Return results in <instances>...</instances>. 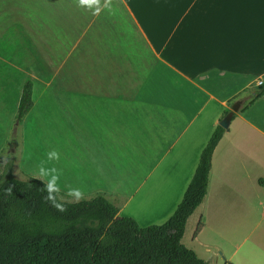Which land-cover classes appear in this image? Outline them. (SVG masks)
<instances>
[{
    "label": "crops",
    "instance_id": "1",
    "mask_svg": "<svg viewBox=\"0 0 264 264\" xmlns=\"http://www.w3.org/2000/svg\"><path fill=\"white\" fill-rule=\"evenodd\" d=\"M75 1L78 54L81 49L82 56L90 59L86 58V64L91 65V77L100 83L89 94L103 99L82 110L81 119L89 126L113 123L119 119L117 112L145 104V114L157 119L161 136L176 133L180 138L207 112L193 131L185 164L180 171L167 174L165 188L170 191L146 196L140 203L138 212L148 215L138 226L161 225L180 203L202 150L232 102H241L239 96L245 93L254 97L258 83L264 85V0ZM128 25L135 32L120 40V30ZM130 63L146 82L147 103L120 102L117 96L122 94L101 84L115 81L119 66L124 70ZM240 110L233 114L213 152L207 193L187 220L181 240L206 264H264V94ZM74 118L80 122L79 116ZM111 134L115 137V131ZM89 171L68 177L75 184H88L87 198L100 195L112 203L113 193L97 189L91 179L87 183L82 179L95 176L101 182L105 173L100 168ZM152 174L146 173L140 190ZM199 223L202 226L194 235Z\"/></svg>",
    "mask_w": 264,
    "mask_h": 264
},
{
    "label": "rangeland",
    "instance_id": "2",
    "mask_svg": "<svg viewBox=\"0 0 264 264\" xmlns=\"http://www.w3.org/2000/svg\"><path fill=\"white\" fill-rule=\"evenodd\" d=\"M75 3V0H0V176L11 164V173L17 180L34 178L52 184L61 201L73 203L89 200L91 197L86 196L91 190L88 184H75L68 175L74 177L79 172L100 168L105 173L101 182L95 176L84 175L83 181L91 179L97 189L113 193L112 204L121 210V217L136 214L137 220H133L143 225L148 214L138 212L141 201L157 192L170 191L165 188L169 184L167 174L180 171L185 164L193 134L207 112L180 138L174 136L176 133L161 136L157 119L147 118L145 104L137 108L127 105L130 112H117L119 119L111 125L104 122L89 126L81 119L85 113L82 110L87 104L103 99L89 94L100 83L92 79L91 65L86 64L89 58L82 56L83 50L78 54ZM113 3L118 7V3ZM120 31L118 38L123 40L135 29L128 25V29ZM137 69L132 63L124 70L119 66L115 81L105 80L101 84L122 94L117 96L120 102L132 106L147 103L149 96L143 95L146 82L135 72ZM26 80L33 83V107L21 122H16ZM251 98V94L245 93L239 96L241 102L233 101L231 106L238 103L239 111ZM111 131H115V137ZM152 171L140 190V182ZM136 188L133 200L124 208V202Z\"/></svg>",
    "mask_w": 264,
    "mask_h": 264
},
{
    "label": "trees",
    "instance_id": "3",
    "mask_svg": "<svg viewBox=\"0 0 264 264\" xmlns=\"http://www.w3.org/2000/svg\"><path fill=\"white\" fill-rule=\"evenodd\" d=\"M263 94L264 85H259L240 112ZM32 107L33 83L26 80L15 121L21 122ZM224 132L215 128L170 218L146 228L120 217L119 209L100 195L69 203L55 190L50 200L46 183L17 180L8 164L0 176V264H206L181 240L207 193L213 152Z\"/></svg>",
    "mask_w": 264,
    "mask_h": 264
},
{
    "label": "water",
    "instance_id": "4",
    "mask_svg": "<svg viewBox=\"0 0 264 264\" xmlns=\"http://www.w3.org/2000/svg\"><path fill=\"white\" fill-rule=\"evenodd\" d=\"M238 108H239L238 103H235L231 106L230 112L219 122V126L221 128H223L224 130L228 129L231 119L233 117V114L238 111Z\"/></svg>",
    "mask_w": 264,
    "mask_h": 264
},
{
    "label": "clouds",
    "instance_id": "5",
    "mask_svg": "<svg viewBox=\"0 0 264 264\" xmlns=\"http://www.w3.org/2000/svg\"><path fill=\"white\" fill-rule=\"evenodd\" d=\"M47 191L49 192V197H48V199H53V197L51 196V193L52 192H54L55 191V188H54V186L52 185V184H48L47 185ZM56 207H60L59 205H56ZM62 210V209H61Z\"/></svg>",
    "mask_w": 264,
    "mask_h": 264
},
{
    "label": "built area",
    "instance_id": "6",
    "mask_svg": "<svg viewBox=\"0 0 264 264\" xmlns=\"http://www.w3.org/2000/svg\"><path fill=\"white\" fill-rule=\"evenodd\" d=\"M258 85H261V82H259Z\"/></svg>",
    "mask_w": 264,
    "mask_h": 264
}]
</instances>
